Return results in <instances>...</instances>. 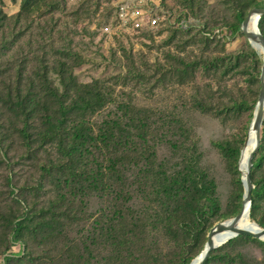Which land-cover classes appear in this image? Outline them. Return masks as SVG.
Returning a JSON list of instances; mask_svg holds the SVG:
<instances>
[{
    "label": "rangeland",
    "instance_id": "1",
    "mask_svg": "<svg viewBox=\"0 0 264 264\" xmlns=\"http://www.w3.org/2000/svg\"><path fill=\"white\" fill-rule=\"evenodd\" d=\"M117 1L0 0V264H191L242 208L264 54L241 26L264 0H165L102 34ZM112 116L133 146L102 143ZM251 178L264 228V119ZM206 264H264V238Z\"/></svg>",
    "mask_w": 264,
    "mask_h": 264
},
{
    "label": "water",
    "instance_id": "2",
    "mask_svg": "<svg viewBox=\"0 0 264 264\" xmlns=\"http://www.w3.org/2000/svg\"><path fill=\"white\" fill-rule=\"evenodd\" d=\"M252 13H257L262 17L264 15V7H255L251 9L247 15V17L244 19L241 29L245 36L250 39V40H257L262 48V52L264 54V35L261 33L259 25L256 29V31H252L249 28V24L251 21V14ZM260 82H261V89H260V94H259V101H258V111L255 116V126H256V144L255 148L251 153V156L248 160V168H247V178L245 181H243V184L245 186V194H244V200L242 203V208L240 212L230 221V222H224V223H219L215 227H213L208 235V241H207V247L206 250L202 256V258L197 262V264H206L208 259L211 257L212 252L216 248L214 243L212 242V236L221 231H231L233 234L229 238L232 239L234 237H239V236H248V237H254V238H264V228L259 227L260 230L258 231H252L249 229H242L237 226L238 222L241 220L243 215L248 212L250 214L251 207H252V189H253V183H252V178H251V170L253 166V159L260 147V138H261V127H262V122L264 119V56H263V65H262V70H261V77H260ZM228 240V241H229Z\"/></svg>",
    "mask_w": 264,
    "mask_h": 264
},
{
    "label": "built area",
    "instance_id": "3",
    "mask_svg": "<svg viewBox=\"0 0 264 264\" xmlns=\"http://www.w3.org/2000/svg\"><path fill=\"white\" fill-rule=\"evenodd\" d=\"M74 1V0H70ZM165 0H118L113 7V18L99 28L102 34L118 36L120 33L155 28L162 14Z\"/></svg>",
    "mask_w": 264,
    "mask_h": 264
},
{
    "label": "bare ground",
    "instance_id": "4",
    "mask_svg": "<svg viewBox=\"0 0 264 264\" xmlns=\"http://www.w3.org/2000/svg\"><path fill=\"white\" fill-rule=\"evenodd\" d=\"M250 17H251V21L249 24V28L252 31H256V29L260 23L261 17L257 13H252ZM250 41H251V45L254 48H256L259 51H262L261 45L257 40H250ZM257 111H258V109H257ZM257 111H256V113H257ZM254 122H255V118H254V121L252 122V124H250L251 127L249 129L247 141H246V144L243 147V149L241 151V155H240L238 167H239V171H240L241 176H242V181H245L247 178L248 160H249L251 153L254 150L255 144H256V126H255ZM231 220L232 219L228 220L227 222H230ZM237 226L239 228L249 229L252 231L260 230V228L258 226H256L255 223H253L251 221L250 214L248 212H246L243 215L241 220L238 222ZM232 234L233 233L231 231L217 232L212 236V242L214 243L216 248L220 247V246L224 245L229 240V238L232 236ZM206 247H207V243L205 244L203 251L191 262V264H197V262L202 258L203 254L206 250Z\"/></svg>",
    "mask_w": 264,
    "mask_h": 264
},
{
    "label": "trees",
    "instance_id": "5",
    "mask_svg": "<svg viewBox=\"0 0 264 264\" xmlns=\"http://www.w3.org/2000/svg\"><path fill=\"white\" fill-rule=\"evenodd\" d=\"M263 19H264V15L261 17V20H263ZM8 97L10 99V104L13 107L14 101L12 99V95L9 94ZM19 107H20L21 110L26 111L27 108L30 107V105L28 103L21 102L20 105H19ZM113 117H115V116H112L106 122H102V130H101L102 143H103V141H107L108 139H110V141H112V139H114L115 140L114 142L117 145H119L120 147H123V149H125V147L127 145H129V147L130 146H133L134 143L129 140V135L125 132V130H128L129 129L128 125H126V123H123L122 122V120H123L122 118L119 119L117 117H115V118H113ZM56 120H57V118H56ZM51 123L52 124H55V123H53V121ZM120 125H122V127L124 128V130H121L119 132L117 131L116 133H114V132L111 133V131H113L116 127L118 128ZM37 134H41V132L40 131H37ZM131 138H137V137H131ZM65 145L66 146H64L63 148L67 149V151H68L69 150V147H68V145L66 143H65ZM63 148L61 146H58V150H59L60 153L63 152V151L65 152V150ZM102 148H104V147H102ZM99 157L102 160V165H103V162H105V159H108L109 160V158L108 157H105L104 155H99ZM253 207H254V204H253ZM30 222L32 224H34V227L36 226L39 229H41V227L43 225L40 222L39 216L38 217H35L34 219H31Z\"/></svg>",
    "mask_w": 264,
    "mask_h": 264
}]
</instances>
